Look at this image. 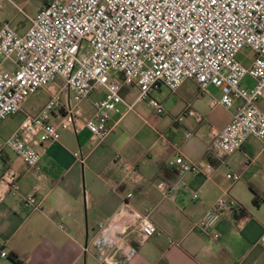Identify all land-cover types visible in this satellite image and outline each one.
Masks as SVG:
<instances>
[{"label": "built area", "instance_id": "1", "mask_svg": "<svg viewBox=\"0 0 264 264\" xmlns=\"http://www.w3.org/2000/svg\"><path fill=\"white\" fill-rule=\"evenodd\" d=\"M5 1L11 0H0V7ZM28 20L31 26L25 34L10 23L0 28V126L39 90L50 89L40 113L28 117L7 142L28 168L39 170L42 152L35 145L58 141L60 127L87 128L94 149L111 134L110 115L119 113L120 105L134 111L137 102L148 101L160 117L167 109L153 93L163 87L176 92L188 80L204 93L210 86L220 89L222 98L213 105L236 108L230 123L213 129L207 154L222 159L251 137L264 141V110L259 106L264 101V0H49ZM245 49L254 53L246 58L248 65L239 59ZM6 62L13 67L6 68ZM249 76L252 87L244 85ZM125 88L138 89L134 104L124 98ZM64 91L73 105H64ZM96 93L102 96L93 102L92 116L84 119L82 103ZM55 115L60 122L53 121ZM118 161L131 182L143 180L136 167L123 158ZM176 164L182 176L212 170L179 152ZM3 165L0 152V171ZM2 180V189L19 193L13 170H6ZM159 186L168 198L177 184ZM24 204L36 212L42 208L35 193L25 197ZM227 214L241 217L242 207L222 198L194 228L209 231ZM96 227L84 251H96L101 264H130L141 245L161 234L150 211L129 203ZM260 244L264 248V235ZM0 257L8 253L1 250Z\"/></svg>", "mask_w": 264, "mask_h": 264}, {"label": "crops", "instance_id": "2", "mask_svg": "<svg viewBox=\"0 0 264 264\" xmlns=\"http://www.w3.org/2000/svg\"><path fill=\"white\" fill-rule=\"evenodd\" d=\"M16 1L20 0L5 1L0 7V28L10 23L25 34L31 23L17 20ZM62 85L58 80L57 86ZM49 90H39L0 126L4 155L0 252L8 253L0 257V264H101L98 253H85L84 247L95 235L96 223L114 216L126 203L141 212L150 211L161 230L139 247L130 264H264L260 244L264 235V141L251 137L239 151L222 159L206 153L213 129H223L236 111L213 105V100L222 98L220 89L210 86L204 93L193 80L176 92L163 87L152 95L167 109L160 117L148 101L137 102L134 111L120 105V112L110 115L111 134L94 149L87 128L60 127L58 141L35 145L42 152L36 171L7 142L28 117L40 113ZM124 90L126 101L134 104L138 89ZM100 96L96 93L83 101L84 119L92 116V104ZM62 100L65 106L73 105L66 91ZM53 121L60 122L59 115ZM187 133L192 137L187 139ZM178 152L212 170L180 175ZM119 158L136 167L143 180L131 182ZM10 169L20 182L16 194L2 189L3 173ZM234 175L239 179L234 180ZM162 182L177 184L168 198L159 186ZM33 193L42 207L37 212L24 204L25 197ZM129 193L132 198L127 197ZM222 198L231 206H241L243 216L227 214L213 229L196 230L194 224Z\"/></svg>", "mask_w": 264, "mask_h": 264}, {"label": "rangeland", "instance_id": "3", "mask_svg": "<svg viewBox=\"0 0 264 264\" xmlns=\"http://www.w3.org/2000/svg\"><path fill=\"white\" fill-rule=\"evenodd\" d=\"M48 1L49 0H20V1H16L19 8L21 9V11L18 12L19 8L18 9L13 8V11L17 16V20H23L24 22H26L28 24L29 23L28 16L35 17L37 15L40 7L42 5H45ZM247 57H250L251 59L254 57V53L252 50L245 49L239 55V59L241 60V62H243L246 65L250 64L249 60L246 59ZM4 64H5L4 66L8 69H11L13 67L12 66L13 64H11L10 62H6ZM244 85H249L252 87L254 85V80H252L249 76L244 80ZM260 105L262 106V108H264V101H261Z\"/></svg>", "mask_w": 264, "mask_h": 264}, {"label": "trees", "instance_id": "4", "mask_svg": "<svg viewBox=\"0 0 264 264\" xmlns=\"http://www.w3.org/2000/svg\"><path fill=\"white\" fill-rule=\"evenodd\" d=\"M47 4V3H46ZM126 89V88H125ZM122 93L124 94L125 93V90L123 89ZM254 203L258 206L259 205V202L257 200V198L254 199ZM243 212H244V209L242 208V215L243 216Z\"/></svg>", "mask_w": 264, "mask_h": 264}]
</instances>
